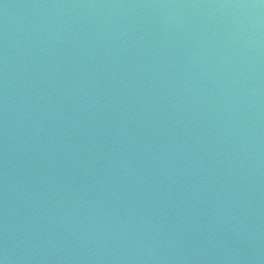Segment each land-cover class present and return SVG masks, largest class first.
<instances>
[{
	"label": "water",
	"instance_id": "1",
	"mask_svg": "<svg viewBox=\"0 0 264 264\" xmlns=\"http://www.w3.org/2000/svg\"><path fill=\"white\" fill-rule=\"evenodd\" d=\"M0 264H264V0H0Z\"/></svg>",
	"mask_w": 264,
	"mask_h": 264
}]
</instances>
